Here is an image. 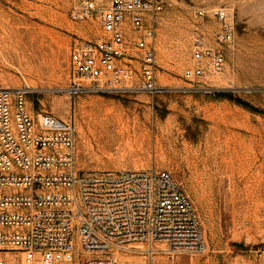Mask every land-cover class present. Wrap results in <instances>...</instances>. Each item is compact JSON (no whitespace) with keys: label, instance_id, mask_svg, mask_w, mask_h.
Here are the masks:
<instances>
[{"label":"rangeland","instance_id":"374dc122","mask_svg":"<svg viewBox=\"0 0 264 264\" xmlns=\"http://www.w3.org/2000/svg\"><path fill=\"white\" fill-rule=\"evenodd\" d=\"M76 6L75 0H0V87L26 89L35 114L74 117L82 171L155 165L181 182L205 245L161 261L264 264V0H169L158 30L156 95L73 99L70 48L100 34L96 23L73 18ZM214 7L233 11L236 45L222 73L201 79L207 88L189 91L183 71L194 63L195 11ZM11 259L26 264L20 256Z\"/></svg>","mask_w":264,"mask_h":264},{"label":"built area","instance_id":"2783aa9c","mask_svg":"<svg viewBox=\"0 0 264 264\" xmlns=\"http://www.w3.org/2000/svg\"><path fill=\"white\" fill-rule=\"evenodd\" d=\"M75 20L96 23L95 40L70 48L71 96L160 90L158 30L169 0H75ZM187 90L222 73L236 45L231 9L195 11ZM23 88L0 87V264H172L201 250L204 229L180 181L153 165L84 172L74 117L35 114ZM12 253V255H11ZM9 257V258H8Z\"/></svg>","mask_w":264,"mask_h":264},{"label":"bare ground","instance_id":"6f19581e","mask_svg":"<svg viewBox=\"0 0 264 264\" xmlns=\"http://www.w3.org/2000/svg\"><path fill=\"white\" fill-rule=\"evenodd\" d=\"M233 162H234V161H232L231 164L229 163L231 166H228V167H231V168L234 167V166H233ZM226 167H227V166H226Z\"/></svg>","mask_w":264,"mask_h":264},{"label":"trees","instance_id":"16d2710c","mask_svg":"<svg viewBox=\"0 0 264 264\" xmlns=\"http://www.w3.org/2000/svg\"><path fill=\"white\" fill-rule=\"evenodd\" d=\"M225 92H218V95L220 96V95H222V94H224Z\"/></svg>","mask_w":264,"mask_h":264}]
</instances>
